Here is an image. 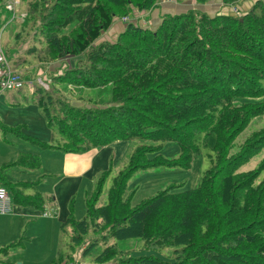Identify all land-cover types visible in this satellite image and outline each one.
I'll use <instances>...</instances> for the list:
<instances>
[{
  "label": "trees",
  "instance_id": "obj_1",
  "mask_svg": "<svg viewBox=\"0 0 264 264\" xmlns=\"http://www.w3.org/2000/svg\"><path fill=\"white\" fill-rule=\"evenodd\" d=\"M26 1L23 26L14 37L18 45L28 44L12 68L36 55L45 65L74 59L33 94L58 136L52 146L83 153L135 143L127 166L112 178L108 203L97 205L107 168L86 201V216L66 220L71 247H82L83 257L95 264H264V158L239 170L264 149V122L254 126L264 119V0L241 13L235 8L213 16L196 9L167 14L154 29L128 22L114 42L98 44L116 17L149 11L160 0ZM105 87L108 97L86 96ZM170 141L178 145L177 157L158 153ZM204 150L213 155L211 165L194 188L170 187L131 204L134 190L129 193L127 185L133 172L188 169ZM14 164L37 168L40 158L21 153ZM1 171L0 186L14 200L41 207L39 194L23 196L24 186L7 182ZM127 239H141V249L162 250L163 257H134L117 246ZM22 245L20 238L7 249ZM64 260L60 254L49 264H75L72 257Z\"/></svg>",
  "mask_w": 264,
  "mask_h": 264
},
{
  "label": "crops",
  "instance_id": "obj_2",
  "mask_svg": "<svg viewBox=\"0 0 264 264\" xmlns=\"http://www.w3.org/2000/svg\"><path fill=\"white\" fill-rule=\"evenodd\" d=\"M254 1L255 0H240L239 3H241V5H237V7L241 12H246L253 5ZM191 9L206 12L210 16L217 13H234V10L231 7H224L220 0H210L205 4H196L190 0H186L181 3L163 1L150 11L132 12L128 16V21L115 19L111 26L106 31H103V33H107L106 35H108V40L114 42L118 36L126 30L128 22H133L134 24L140 26L143 25L145 27L149 26L150 28L157 27L163 16L167 14H180ZM102 36L103 34L101 37ZM109 36H111V38H109ZM101 41L104 40H100L97 43ZM39 64V67H41L40 72L45 77L44 81L50 83L51 74H61L63 70L59 67L61 65L65 67L68 64V61H55L47 65L39 62ZM55 69H58L57 72L54 71ZM42 70L46 74L42 72ZM46 71L50 72V75ZM35 90L37 91V87L32 91L31 97L37 104V95H33ZM5 92L10 100H14L17 104H20L21 100H23L20 96H15L13 90L1 91L0 93ZM43 118L48 128L51 129V134L49 141L40 139L37 142H39L38 144L42 147V149L47 151V156L50 155L49 157L51 161L48 163L46 161L43 162L38 154L19 152L14 160L0 164V171L4 168L8 169L12 166L19 168L18 172L13 173V177H8L9 179L2 174V171L1 175L7 182L21 183L24 186L21 187L24 190L23 196H32L37 193L43 199L41 207L33 204H24L14 200L11 193L7 189L11 202V212L9 214H1V217L7 222V229L3 234L5 238L0 241V256H2V258H0V262L3 264H49L60 254L65 257L64 261H68V258L72 257L76 264V254L79 253V255L83 257V248L71 247L70 233L72 228L69 225H64L70 216L75 218L73 216L75 209L73 204H71L73 200L72 196L74 192H78L84 180H91L92 182L101 175L102 171L100 172V170L104 168L100 167L101 164L107 163L112 155L120 156L117 161L118 163L124 158V156L126 158L131 150L128 142H116L107 146L97 147L83 153L65 152L58 147L52 146L57 142L58 136L54 133L44 116ZM16 127L17 125L9 126L2 121L0 122L2 132L12 131L11 133L14 132L16 135H20L15 131ZM24 137L26 139H35V137H31L29 135H25ZM44 143L50 145L44 146ZM121 147L122 149H120ZM118 149L120 150L118 151ZM21 153L39 156V167L25 168L14 164ZM39 154L41 155V152H39ZM40 169L41 172L43 170L44 171L43 174L40 175L41 180L37 181L34 174H36V170ZM48 211L51 215L46 216ZM60 235L62 237H68V243L66 244L68 253L61 249ZM20 238L23 240V245L21 247L7 249L8 246L17 242ZM128 249L130 252L132 251V249Z\"/></svg>",
  "mask_w": 264,
  "mask_h": 264
},
{
  "label": "rangeland",
  "instance_id": "obj_3",
  "mask_svg": "<svg viewBox=\"0 0 264 264\" xmlns=\"http://www.w3.org/2000/svg\"><path fill=\"white\" fill-rule=\"evenodd\" d=\"M165 0H160L163 2ZM186 1V0H185ZM193 1V0H190ZM221 1V0H220ZM238 0L234 5H224V7L229 6L235 11V7L237 5H241ZM159 2V3H160ZM194 2V1H193ZM222 2V1H221ZM195 3V2H194ZM197 4V3H196ZM28 10V1L26 0H0V48L3 50L5 57L10 65L14 61H17L18 57L24 56V52L26 51L28 40L21 42L20 45L17 44V39L14 37V33L21 30L23 23L24 13ZM208 10V9H207ZM138 10H133L132 12L136 13ZM150 11V10H149ZM233 11V12H234ZM131 12V13H132ZM146 12V11H139ZM237 12L241 13V11L237 7ZM130 13V14H131ZM126 17V16H125ZM115 18V19H123ZM128 18V16H127ZM114 19V20H115ZM125 21V20H124ZM128 21V19L126 20ZM143 26V25H142ZM27 26L26 28H28ZM145 27V26H143ZM145 28H149L146 26ZM153 29L156 27H152ZM107 33H103V36L96 40L97 42L100 40H108ZM23 35V33H22ZM26 37V35H25ZM111 38V36H109ZM21 40V39H20ZM37 47H42V43H36ZM13 50V51H12ZM38 56L29 57L27 62L24 64H20L17 66L16 71L24 78L25 85L20 91L13 90L15 96H20L23 98L20 104H17L14 100H10L7 93H0V122H4L9 126H16L15 131L20 134L16 135L12 131H4L2 132V128H0V164L7 163L10 160H14L19 152H30L32 154H38L43 162H50V155L47 156V151L42 149V147L38 144V140L49 141V137L51 134V129L46 125L44 118L42 116V109L34 102L31 97L32 91L34 89L45 88L47 87V82H45V77L40 72ZM68 64L74 60L70 56L67 59ZM15 63V62H14ZM68 64L66 66H68ZM65 66V67H66ZM61 65L59 68L62 70L65 68ZM69 67V66H68ZM42 72H44L42 70ZM47 73L50 72L46 71ZM45 73V72H44ZM46 74V73H45ZM39 78H42L44 81L43 84L40 85ZM41 80V79H40ZM32 82L30 84L29 82ZM57 87L63 88L66 91V87L62 84H58ZM68 89V88H67ZM43 91V90H41ZM86 94L88 97L96 98L98 94L102 95V97H108V87H105L102 90L95 89ZM87 92V93H88ZM45 96V93L43 92ZM25 98V99H24ZM77 105L76 103H73ZM264 122V119L256 122L254 126L258 127ZM248 132V129L241 133L236 141H240L244 134ZM29 135L31 137H35V139H26L24 136ZM135 143H129L130 148L132 149ZM107 146V145H106ZM122 149V147L120 148ZM118 149V151L120 150ZM41 152V155L39 154ZM162 156L166 158H174L179 155L178 145L173 142H166L162 149L158 151ZM213 156L211 152L204 150V154L193 161L190 168L185 169L181 167H156L145 170H137L131 174L128 179L127 191L130 193L134 190L132 194L131 204L135 205L140 201L147 199L159 191L163 189H167L173 187L177 190L191 189L194 188L198 182L200 181L204 171L208 169L211 165L210 156ZM120 156L112 155V157L108 160L107 163L101 164L100 167H104L100 172L105 169H111V172L108 173L109 177L105 181L102 191L99 194L97 205H105L108 203L107 192L112 184V178L116 175L120 170H123L127 166L128 156H124V158L117 163ZM264 158V149L261 150L257 155L252 157L247 163L243 164L239 170L247 171L254 168L262 159ZM112 165V166H111ZM111 166V168H110ZM19 168L16 166H12L4 168L2 170V174L4 176L13 177L14 172H18ZM44 171V170H43ZM43 171L36 170V174H34L35 179L41 180L40 175L43 174ZM41 172V173H40ZM264 176V170L261 174V177ZM9 179V178H8ZM99 181V177L91 180H84L83 184L79 188L78 192H74L71 204H73L75 212L73 216L76 219H82L86 216V201L91 199L93 192L95 193L97 188V183ZM42 183V182H41ZM40 183V184H41ZM39 184V183H38ZM9 214V213H8ZM51 215L48 211L46 213ZM0 214V241L5 238L3 236L4 232L7 229V222L1 217ZM19 238V237H17ZM15 238V239H17ZM68 237H62L60 235L61 240V249L64 252L68 253L66 244L68 243ZM143 242L141 239H127V240H118L117 246L119 249H132L131 255L136 257L139 255H148L153 254L157 257H163L161 254L162 250H143L141 249ZM1 248V247H0ZM102 247H97L95 252H100ZM164 250V249H163ZM1 252V251H0ZM2 258V256H0ZM76 264H95L91 260V256L81 257L79 253L76 254ZM1 261V260H0ZM0 264H3L0 262Z\"/></svg>",
  "mask_w": 264,
  "mask_h": 264
},
{
  "label": "built area",
  "instance_id": "obj_4",
  "mask_svg": "<svg viewBox=\"0 0 264 264\" xmlns=\"http://www.w3.org/2000/svg\"><path fill=\"white\" fill-rule=\"evenodd\" d=\"M172 1V0H165ZM124 17L123 20H127ZM25 81L21 76L11 70L6 65V57L3 50L0 48V92L6 90H19L23 88ZM11 212V202L5 187L0 186V214H8Z\"/></svg>",
  "mask_w": 264,
  "mask_h": 264
},
{
  "label": "bare ground",
  "instance_id": "obj_5",
  "mask_svg": "<svg viewBox=\"0 0 264 264\" xmlns=\"http://www.w3.org/2000/svg\"><path fill=\"white\" fill-rule=\"evenodd\" d=\"M6 65L11 69V70H13V71H15V72H17L15 69H13L12 68V66L9 64V62L7 61V59H6ZM18 73V72H17ZM19 74V73H18ZM20 75V74H19ZM21 76V75H20ZM21 78L24 80V78L21 76ZM25 81V80H24ZM39 82H40V85L41 84H43L44 83V81L41 79H39ZM30 84H32V82L30 81L29 82ZM32 85H34V84H32ZM48 87V86H47ZM47 87H45V88H47ZM22 89V88H21ZM20 90V89H19Z\"/></svg>",
  "mask_w": 264,
  "mask_h": 264
}]
</instances>
